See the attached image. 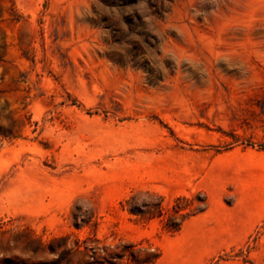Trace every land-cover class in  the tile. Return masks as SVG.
Masks as SVG:
<instances>
[{
  "label": "rangeland",
  "instance_id": "1",
  "mask_svg": "<svg viewBox=\"0 0 264 264\" xmlns=\"http://www.w3.org/2000/svg\"><path fill=\"white\" fill-rule=\"evenodd\" d=\"M127 241L264 264V0H0V264Z\"/></svg>",
  "mask_w": 264,
  "mask_h": 264
},
{
  "label": "trees",
  "instance_id": "2",
  "mask_svg": "<svg viewBox=\"0 0 264 264\" xmlns=\"http://www.w3.org/2000/svg\"><path fill=\"white\" fill-rule=\"evenodd\" d=\"M142 194L141 191L132 192L122 201V205L126 204L128 212L134 215L147 218L161 217L163 227L170 232L178 231L186 219L202 210L204 203L202 200L195 202L192 198L178 196L170 208L166 209L167 215L163 218L164 207L161 197L157 196L152 201L137 202V197ZM145 194L148 193L145 192ZM148 196H153V194H148ZM85 242L86 240H83V243ZM102 250L105 253H101ZM74 254L79 255L75 263L72 262ZM67 256H71L67 257V264H150L159 258V253L147 247H138V244L127 241L112 249H104L96 245H84L83 248H80V245L77 244L74 250L67 252Z\"/></svg>",
  "mask_w": 264,
  "mask_h": 264
}]
</instances>
